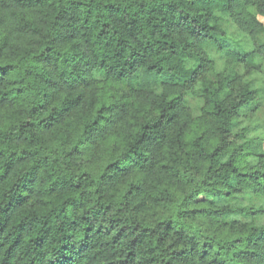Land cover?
Instances as JSON below:
<instances>
[{
  "label": "trees",
  "instance_id": "1",
  "mask_svg": "<svg viewBox=\"0 0 264 264\" xmlns=\"http://www.w3.org/2000/svg\"><path fill=\"white\" fill-rule=\"evenodd\" d=\"M261 19L0 0V264H264Z\"/></svg>",
  "mask_w": 264,
  "mask_h": 264
},
{
  "label": "rangeland",
  "instance_id": "2",
  "mask_svg": "<svg viewBox=\"0 0 264 264\" xmlns=\"http://www.w3.org/2000/svg\"><path fill=\"white\" fill-rule=\"evenodd\" d=\"M261 21L264 22V19H261ZM229 30H230V32H231L232 34L235 33V30H234L232 27H230Z\"/></svg>",
  "mask_w": 264,
  "mask_h": 264
}]
</instances>
